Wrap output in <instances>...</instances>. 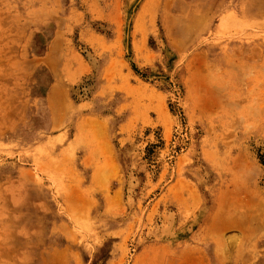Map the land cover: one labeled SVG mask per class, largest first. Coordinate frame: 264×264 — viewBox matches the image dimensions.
<instances>
[{
  "label": "rangeland",
  "instance_id": "obj_1",
  "mask_svg": "<svg viewBox=\"0 0 264 264\" xmlns=\"http://www.w3.org/2000/svg\"><path fill=\"white\" fill-rule=\"evenodd\" d=\"M0 264H264V0H0Z\"/></svg>",
  "mask_w": 264,
  "mask_h": 264
},
{
  "label": "crops",
  "instance_id": "obj_2",
  "mask_svg": "<svg viewBox=\"0 0 264 264\" xmlns=\"http://www.w3.org/2000/svg\"><path fill=\"white\" fill-rule=\"evenodd\" d=\"M204 3H205V2H204ZM202 21H203L202 19H201V21H197V22L195 23V26H197L198 24H199V26L202 25V23H201Z\"/></svg>",
  "mask_w": 264,
  "mask_h": 264
},
{
  "label": "bare ground",
  "instance_id": "obj_3",
  "mask_svg": "<svg viewBox=\"0 0 264 264\" xmlns=\"http://www.w3.org/2000/svg\"><path fill=\"white\" fill-rule=\"evenodd\" d=\"M140 256V255H139Z\"/></svg>",
  "mask_w": 264,
  "mask_h": 264
}]
</instances>
